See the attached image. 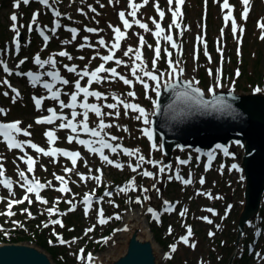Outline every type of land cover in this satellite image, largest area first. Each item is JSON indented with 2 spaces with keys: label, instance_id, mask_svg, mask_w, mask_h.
<instances>
[{
  "label": "rangeland",
  "instance_id": "rangeland-1",
  "mask_svg": "<svg viewBox=\"0 0 264 264\" xmlns=\"http://www.w3.org/2000/svg\"><path fill=\"white\" fill-rule=\"evenodd\" d=\"M1 1L2 3L4 2V4L0 6V36L3 35L4 31L6 32V35L4 36L5 38H3V42L2 40L0 41V59L4 60L7 65L11 67V69L13 68L15 70V74L12 76L8 75L4 71L3 66L0 65V108H5L6 112L8 109H10L9 116H7V114L5 115L0 113V123L9 122V120L12 119L16 120L15 118H23L25 122L24 125H26V127L31 125L30 131L40 139L44 138L42 136L43 131H41L42 135L38 134L39 130H41L39 128L40 126L34 125L32 118L36 114L46 113L47 110H38L35 106V103L33 102V97L39 96L37 95L39 94V87H34L28 76L19 75L18 73H34L35 71H42L34 63V58L37 55H39L41 59H48L54 56L58 62V67L63 69V66L59 64L63 58L56 55L61 49H67V52L73 57L72 60L64 57L63 62L65 61V65L66 63L69 65L70 62L81 65L80 68L78 67V71L84 69L87 65L88 70L91 71L90 69H92L95 65L103 63L99 56L96 59H92V57L95 56L97 52L100 53V56L109 54L108 48L100 46L98 41L102 37L110 46L114 37V33L110 25L113 27H120L121 31L128 32L129 37L127 40L124 39L121 41V48L120 50L116 51V58L125 61L127 67L123 64L117 66L113 61L107 62L105 66L107 68L116 67L120 72H122L123 76L133 80V86L125 85L123 81L121 82L118 80V78H113L110 81L106 80L100 84L105 88L104 92L108 91L109 99L113 101V103L115 102L113 100V96H117L118 94H120L118 96H120L121 99L124 98L127 103H132L134 101L142 103L145 106L142 108L145 109V112L147 113L150 120L155 109V99L157 93L154 89L156 82L151 81L148 77H143V73L139 71L137 72V75H140L144 79V81L148 84V88H145L144 84L136 81L131 74L134 56L133 54H130L128 57L124 56V51L128 48V46H132L134 49L139 47L140 42L137 34L143 36L145 40L142 51L144 58V70L146 71H153L155 74L163 72L165 74L171 70L167 63L169 59L165 52V49H167V51L172 53L171 60L173 63L179 61V64L183 66V76L185 78L192 79L193 81L198 80V85L203 88L207 94L213 93L209 91V89L217 85L218 82L221 86L215 87V91L234 90L238 93H249L250 91H254L256 88H260L262 89L260 93L264 94V40L260 38L261 35H264V32H262V30L258 27V22L264 21V0H251V10L246 21L242 18L244 6L241 0H229V4L232 5L234 9L232 15L239 26L235 37L232 32L231 20L226 26L223 19L224 14H226L228 11L227 9L223 11L221 9L223 0H220V3H217L216 0H207V3H205V0H185L184 5L182 6L183 16L179 19V22L181 23L182 27L186 26L188 30H185L181 36L179 29H176L175 27L171 29L170 34L173 35L174 40L180 46L179 49L172 48L169 42L161 39L159 45L161 48V57L156 62L155 69L152 67V62L154 59V49L157 46V40L152 34V32L156 31L155 25L152 23V18H155V20L159 22L165 29L164 35L169 34L168 26L172 24L173 17L171 11H169L167 0H158L160 8L165 12V17L163 20L160 19L156 11L155 4L157 0H148L147 6L142 7L141 13L139 12L140 14H138L139 18L137 19L143 23L147 22L149 29H151V31L147 32L139 28L134 23L131 29L124 28L118 15L119 12L124 11L126 18L133 19L131 16H128L130 8L128 7L129 4H127V0H65V7L72 11V15L68 18V20L79 24L82 27V32L78 33L75 40H72L73 33L68 30L67 26L57 29L54 33L55 38L51 37L52 32L49 30L50 39H54L52 41L48 40L47 42L50 41L49 43H46L43 38L35 39V41L32 43L30 41L29 35H26L23 42V50L20 54H17L14 51V38L16 33L12 31L13 22L10 20V16L13 12H16V15L19 14L21 9L14 8L15 0ZM137 1H142L144 3V0ZM175 7L176 4L174 0L172 8ZM91 8H95L96 11H91ZM81 9L82 12L80 11ZM41 11L54 16L52 10L50 9L41 8ZM18 24L19 22L17 25ZM80 26L74 27L80 28ZM53 27L54 26H52L51 29ZM241 27L243 28V32L239 30ZM86 28H96L102 31L99 33L89 32V34L86 35ZM20 29L22 28H19V30ZM222 29L223 36L221 38ZM198 36L202 37L200 42L197 41ZM30 37L35 36L31 35ZM84 37H88V40L85 41ZM218 38H220L219 47L223 50V57H221L220 52L217 51ZM66 40L72 42L69 44H64L63 42ZM205 41L207 44L206 50L204 48ZM83 44H92L95 47H79ZM148 45H152V47L149 48ZM205 51L208 53L207 56L205 55ZM81 56L84 57L83 60L79 59ZM194 56L197 58L194 59ZM208 56L211 57V62L209 61ZM20 60H25V62L17 67ZM136 63L140 64L141 62L137 61ZM209 69L212 71L211 76L209 75ZM237 69H239L240 72L239 76L236 75ZM44 70L49 69L46 68ZM221 70L222 76L219 74ZM60 73L62 76H66L70 81L68 85H63L62 88L59 86V84H56V88L60 87L62 90L61 99L67 103L69 102V95H65L63 93H72L74 91V82L79 79V77L75 73H67L65 70H61ZM101 75H107V73H102ZM8 80L13 83L15 89L21 91V96L15 99V101H17L16 103L13 102L15 93L12 91V88L8 87L6 83H4V81ZM44 80L50 82L49 77H45ZM81 84L82 86L86 85V79L82 80ZM121 86L124 87L125 92L121 90ZM113 87H115V89L111 90ZM129 89L134 90V98L127 95V91ZM5 92H8V96L3 95ZM80 99H83V97L81 96ZM88 102L97 103L96 99L93 97H89ZM49 104L50 106L58 105V103L53 100H51ZM79 110V112L83 111L82 109ZM103 111L112 112L114 110L104 107ZM118 111L120 112L118 118H115L114 116H107L113 121L112 124L114 126L110 129H105L104 131H107L110 135L120 138L119 140L115 141V143H123L126 145V147L133 150L139 149V153L144 155L146 160H152L156 157L160 158L163 155L160 145L157 144L160 150L153 149L151 146V141L142 132V129L145 127H150L151 129V125H144L142 120L135 119L138 113L131 110H128L127 115H125V109L122 105L118 108ZM64 113L69 117V119H72L70 115V109L66 108ZM95 117L96 115L94 113H89V119L93 120ZM81 118L82 116H78L75 118V121H79ZM95 120H97V117ZM90 125L94 128L98 124ZM115 125H118L119 127ZM125 128H127V131L124 130ZM68 134L73 135L70 130H68L67 135ZM64 138L65 142L68 141L67 136ZM83 138L85 140L92 141L99 139L84 133ZM93 146L100 147L98 143H94ZM69 147L71 149H79L84 154L85 150H89L88 147L79 144L75 140L70 144ZM235 149L237 150L235 155L236 157L232 158V160L227 163L226 161L228 160H225L224 158L220 159L207 171L204 169L199 171V169H202L201 167H193L194 169H198L190 172L191 179L193 180V183L190 185H185L176 178V180H173L174 184H170L171 181L169 180L174 177V172L179 170V167H181L177 164V160H175V163H173L171 166V171H166L164 174H160L158 167H153L150 165V163H143L138 171L133 172L128 165L136 164L137 160L135 157L127 156L122 151H120L118 155H114L109 150H107V155L115 162L121 163L120 158L122 157L123 163L121 164H123L124 167L121 170L106 163L110 169V174L108 175L107 173L106 178L108 184L104 185L103 183L99 184L97 182H93L90 179H87L86 182L81 180L80 176L78 175V171L71 172L74 176L70 173L62 172L65 168H73L70 161H68V166L65 164L64 169L54 170V166L52 168L49 167L48 161L41 157L40 166L41 171L44 173L41 176L43 178L46 177L44 178V183L47 184L49 181L52 183L51 179L54 180V174L59 175L61 173V176L65 175L68 178L70 176L73 178V181H75V183L73 182L72 186L73 189L75 188V190L79 192L80 198L72 201V204L67 203V201L60 202L61 210L68 208L70 209L71 206L75 205V211H73L74 214L49 215L47 209L49 208L51 202H49L47 205H44L35 199V195L31 194L29 195L33 197V202L31 204H29L27 201L22 204H16L12 211L18 212V215L28 214L27 212L22 211L23 209H27L31 213H42L40 215V218L42 217L41 220L32 217L27 218L25 220L26 222L23 227V231H31L30 235H40L42 239V236H44V239L48 244L53 243V248H57L56 250L53 249V252L58 253L56 257H58V259L61 261V264H88L86 259L81 260L78 258L80 255V250H84L83 255L85 258L89 253H91L94 259L96 254L107 251L109 244L113 241L114 235L118 232L116 233L113 232L114 230H111L110 236L112 235V237L103 241L102 243H98V245L94 247L95 249L93 248L94 240L92 235H94L95 231L93 230L92 233L88 232V235L85 236V228L91 223L95 225L93 222L94 218L89 220L90 217H86L84 215L82 195L85 193H91L93 189L97 187V184H99L102 190L94 199V203H96L98 198H104V187H106V191L110 190L112 192V198L114 197V199H123L125 195L127 196L129 191L119 192L117 190L118 187L116 186L117 183L114 184V180H116V178L112 177H118L117 179H119V181H123L125 179L131 181L134 178L139 182L138 183L135 181V198L131 199L127 197L125 199L124 212L121 214V218H114L112 220L114 216L111 217V220L113 221L111 222L112 228L114 227L115 229L120 224L122 218L125 216V213L130 208L137 209L141 207L142 204L146 202V200H144L145 196H155V207H158L159 211H163L164 221H166V223L163 224L164 221L161 223L156 222L151 216H148V218L152 232L155 234L157 241L162 243V247L166 252L164 264H264V218L262 221L261 219L256 220L253 224L252 230H250L248 235H246L245 241L243 242V238L241 236L240 243L237 245V239L239 236V218L241 212L244 210L245 198L243 192L245 187L242 183L241 173H239L237 170L233 171V169H231L233 172L228 171V168L231 167L236 159L239 160L242 158V149H239L238 147H235ZM17 151L21 150L9 149L7 144L3 141V138L0 137V164H3V166L7 167L12 173H17L18 169L17 160L19 159ZM184 153L185 152H183V154ZM90 154L93 156V159L89 163H84V161L82 162L84 163L85 170L93 171L99 158L96 153ZM178 154L179 157L182 156V152H178ZM185 155L186 158H189V156H194V159H196L197 157L196 152L192 151L186 152ZM36 159L38 162V158ZM222 162H225L226 166H224ZM162 164L165 165L164 162H162ZM78 165L83 166L79 163ZM221 165L224 166L222 172L220 170ZM144 167L148 168L149 171L156 173L157 178L153 179L143 176L142 173ZM189 167L191 168L190 163L185 165V168L189 169ZM202 174L206 175V179H204L205 183L203 185L199 183L200 178H204ZM126 175H128L127 178ZM184 178H189V175H184ZM55 183H53L52 186L56 188ZM153 185H155V188H153ZM144 188H147L148 191L143 192L142 189ZM156 189H159V192H157ZM3 190V186L0 185V193ZM199 191L200 193H211L212 198H209L208 195H198L197 192ZM17 195L18 199H20V196L22 195L21 191L18 192ZM23 197L24 196H21V199ZM137 198L140 199V203L137 202ZM10 199H13L12 196L8 199V201ZM167 199L171 201L178 199L180 201L178 204L175 203L174 211H164V201H168ZM130 202L132 204H130ZM0 203V209L3 208L2 213H4L6 203L4 200L0 201ZM231 203L233 205L231 216L230 218H225L224 223L220 225L219 223L221 222V216H223V210L228 204ZM104 204L107 206V208H111L113 205H115V202L113 200L111 202L105 201ZM26 205H30V207ZM210 205L216 206L217 213L220 212V215L214 217V222L211 224H205L203 223V219L200 218L203 217L204 214H209L210 216L212 215V212L207 211ZM185 208L188 211L186 215L182 217L179 213ZM112 210L113 209L111 208V211ZM97 214L98 213H96V215ZM106 214L107 213H105L104 216ZM186 217L188 218L189 222L186 221ZM4 219L5 218L0 215V223H2V225L6 224ZM17 219L18 218L15 217L12 220L17 221ZM57 219L62 220L64 225L63 227L58 224H52L49 227H41L39 229L37 224V222H40L41 225L43 222L49 223L50 220L52 221ZM170 223L172 225V229L175 228L171 234L167 232V227ZM185 225H190L195 229V236L190 238L189 244L186 245L184 243H180L177 245L176 251L173 252L169 245L172 246V242L176 239V235L185 231ZM32 227H34L33 230H31ZM104 227L106 226L103 225L98 227L97 231L104 230ZM210 230H214L213 236L209 235ZM3 231L4 230L0 228L1 235L4 234ZM107 231H109L108 227ZM105 235L109 236V234ZM61 236H64L62 237L63 240L70 243L62 244L60 241H57L58 237ZM22 241L28 242L25 238H23ZM165 242H167L166 245ZM192 243H195V248L190 246ZM241 250L242 253H246L249 256V259L246 263L239 262L237 260V255ZM231 258L232 260L234 259V263L231 262Z\"/></svg>",
  "mask_w": 264,
  "mask_h": 264
},
{
  "label": "snow or ice",
  "instance_id": "snow-or-ice-1",
  "mask_svg": "<svg viewBox=\"0 0 264 264\" xmlns=\"http://www.w3.org/2000/svg\"><path fill=\"white\" fill-rule=\"evenodd\" d=\"M30 2H31V0H15L14 8L19 9L21 6V3H23L24 5H28ZM173 2H174V0H167V3L169 5V11H171V14L173 17L172 24H170L168 26L169 34L164 35L165 29L161 26V24L159 22H157L155 20V18H152V23L155 25V28H156V31L152 32V34L154 37H156V40H157V46L154 49V59L152 62L153 69H155L156 62L161 57V48L159 46L161 39H163L166 42H169L171 44L172 48L179 49L180 46L174 40L173 35L170 34L171 29L173 27H175L176 29H179L181 36L183 35V32L185 30H188L186 28V26L182 27L181 23L179 22V19L183 16L182 6L184 5L185 0H175V4H176L175 8H172ZM216 2L220 3V0H216ZM241 2L244 6V9L242 12V18L246 21L248 19L249 12L251 10L250 9L251 0H241ZM39 3L46 6V7H49V8L52 7L50 4V0H39ZM147 3H148V0H144L143 4H137L135 2V0H129L128 7L131 9V11L128 12V16H131L133 18L132 21H130L129 19L126 18L124 11H120L118 14L125 29H131L133 26V23H134L139 28L145 30L146 32L151 31V29H149V26L147 23H143L139 19H136L137 12L139 11V9L141 7L147 5ZM205 3H207V0H205ZM155 7H156V11H157L160 19L163 20L165 17V12L160 8L158 0L155 4ZM221 9H222V11L225 9L228 10L227 13L224 14L223 19L225 21L226 26H227L228 22L231 20L232 32H233V35L235 37V34H236L239 26L237 25L235 18L232 15V12L234 10L233 6L229 4V0H223V2L221 4ZM52 11H53L55 17H61L62 14L60 11H58L56 9H52ZM80 11L82 12V9ZM91 11L95 12L96 9L91 8ZM39 15H40L39 12H35L33 14V19L30 22V24L28 25V29H29V31H32L33 26L35 25L39 31V34L42 36L44 41L47 43V41L50 39V36L45 34L44 29L47 26H44V27L39 26V24H38ZM10 19L13 22L12 31L14 33H16V37L14 38L15 46L17 49H19L20 48L19 28H22L24 26L23 25H19V27L17 26L18 16L15 13L10 16ZM60 27H61L60 22H59V20H57V21H55V26L52 29H50V31L54 34L56 32V30L59 29ZM110 27L112 28V31L114 33L113 41L111 42L110 46L102 37L98 41V44L100 46L108 48L109 54L100 56V53L97 52L96 55L92 57V59H96L99 56L100 59L103 61V63H101L98 67H96L94 70H91V71L88 70L87 65L85 66L84 69L79 70V71H78V66H76V65H64V68L68 72L75 73L79 77V79H77L74 82V91L70 94L63 93L65 95H69V102L66 103L64 100L61 99L62 90L59 88H56V84L68 85L70 83V81L61 75L59 69L57 68V60L55 59L54 56L50 57L48 59H41L40 56L37 55L34 58V63L42 71H38L35 73L27 72V73H18V74L28 76L34 87L37 85H40L49 93V95H47V96H42V97H35L34 96L33 97V100H34V103H35V106L37 107V109L42 108L45 100L51 99V100L56 101L58 103V106L61 110L58 113L55 108H48L47 111L50 113V115H48L46 117L38 118L36 120L37 124L52 125V124H55L56 121H61V123L58 125V127L60 129H68L71 131V133L75 134V135H69L67 137L69 143H72L75 140L79 144L85 145L86 147H88L90 152L98 153L101 160H103L104 162H106L109 165H113L117 169L122 170L124 165L110 159L108 155L104 154V149H109L110 152L114 155H118L119 152L122 151L127 156L135 157L137 160L136 164L135 165H132V164L128 165L133 172L138 171L141 168L143 163H150V164H152L153 167H158V171L160 174H164L166 171H171V165H163L161 161H157V160H146L145 156L139 153V149H134V150L128 149V148L123 147L120 144H113V143L109 142V141H117L120 138L116 137L114 135H110L109 133H106L104 131L105 129H110L111 127L114 126L113 124L105 123L104 117L105 116H114L115 118H118L120 115L118 108L121 105L125 109V115H127L128 110H131L133 112L138 113V115L135 117V119L142 120L144 125H151V120L148 118V115L145 112L144 108L140 107L138 104H135V103H127V102L121 100L117 96H113V100L115 101L114 103H105L103 106H101L97 103H89L88 102L89 97H93L96 100H104V101H107V99H108V97L105 94H103L99 91H96V90H90L91 85L93 83H103L106 80L110 81L113 78H118L119 80L123 81V83L125 85L133 86V80L128 79L125 76L121 75L117 71L116 67L107 68L105 66L107 62L113 61L117 66H120L123 64L124 66L127 67V64L125 63V61H123L119 58H116V51L120 50L121 41L124 39H127V33L125 31H121L120 27H113L111 25H110ZM258 27L262 30V32H264V21H259ZM68 30L73 33L72 40H75L76 36L78 35V30L75 28H71ZM85 30L87 32H91V33H99L100 31H102V30L96 29V28H86ZM239 30L241 32H243L242 27ZM137 35L139 37V42H140L139 47L134 49L132 46H128V48L124 51V56L128 57L130 54H133V56H134L132 67H131V74L135 78V80L144 84L145 88H148V84L144 81V79L140 75H137L138 71L142 72L143 77H148L151 81L156 82L154 90L157 92V94H159L160 83H161V80L164 76V73L161 72L159 74H155L153 71L144 70V58H143V51L142 50H143V47L145 44V40H144L143 36H140L139 34H137ZM222 36H223V29L221 30V38H222ZM260 38L262 40H264V35H261ZM237 39H239V38H237ZM84 40L87 41L88 37H84ZM201 40H202V37L198 36L197 41L200 42ZM71 42L72 41L66 40L63 43L69 44ZM219 44H220V38H218V40H217V45H218L217 51L220 52L221 57H223V50H222V48L219 47ZM79 47L83 48V47H95V46L92 44H83V45H80ZM148 47L151 48L152 45H148ZM204 48H205V50L207 49L206 41L204 42ZM165 52H166L167 56L169 57L167 63L169 65V68L171 69V71L168 73V75L171 76L173 79H175L178 74L182 75L184 70L182 68L178 67L179 61L175 62V64L173 63V61L171 60V56H172L171 52L167 51V49H165ZM56 55H58L60 57H67L69 60L73 59V57L67 51H60ZM205 55L206 56L208 55V53L206 51H205ZM195 58H197V57L194 56V59ZM25 59H27V58H25ZM79 59L83 60L84 57L81 56V57H79ZM208 59L211 62L210 56H208ZM137 61H140L141 63L137 64L136 63ZM24 62H25V60H20L17 67H19V65H22ZM0 65L3 66L4 71L8 72L9 75L12 74L11 70L8 68L7 63L4 60L0 59ZM46 68L49 70H44ZM102 73H107V75H101ZM219 74L222 76V70L220 71ZM209 75L210 76L212 75L211 69H209ZM236 75L237 76L240 75L239 69H237ZM44 77H49L50 82L44 80ZM85 78H88L87 84L82 86L81 81L84 80ZM4 83L7 84L8 82L4 81ZM193 83H194L193 81H188L185 83L184 86H185V88L190 89L193 93L196 94L195 96H193V99L196 100L197 103L201 104L205 108H215L217 111H220V112H226V111L231 110V105L228 104L226 101L220 100V101L216 102L215 104H212L208 101H204L202 99L203 93L200 91L199 88H193L192 87ZM219 86H221V85L218 82L217 85L210 88L209 91L214 93L215 87H219ZM9 87H11L10 84H9ZM172 87H176V85H172ZM12 91L15 93V96L13 98V102H15V99L20 97V92L15 88H12ZM255 91L261 92L262 89L256 88ZM3 95L8 96V92L3 93ZM127 95L134 98L135 92L130 91L127 93ZM81 96L83 97V99H80ZM104 107H106L108 109H112L114 111L104 112L103 111ZM157 107H158V105H157ZM65 108L72 110L70 113L72 119H69V117L67 115L63 114V109H65ZM77 108L82 109L83 111L78 112L76 110ZM0 113H3L6 115V110L3 108H0ZM89 113H94L98 118H100L98 125L94 128L89 126V123H88ZM78 116H82L83 119H81L79 121H75V118ZM20 125H21L20 121H15V122H10V123H0V137L3 138L4 142L7 144L9 149H20L21 151H23L24 145L27 144L30 148L34 149L36 152L42 153L43 155L48 156V157H57L58 154H62L64 157L69 158L71 160L72 165H73V168H65L64 171L66 173H71L75 170L77 160L81 158L79 152H70V151L59 149V148H51L50 150H45L44 148L39 147L37 144L32 143L30 140L29 141H21L17 138L18 135L22 134L24 137H29L31 135V133L29 131H27L26 129H22ZM115 126L119 127L118 125H115ZM30 127H31V125H29V128ZM124 130L127 131V128H125ZM80 132H83L84 134H87V135H90L91 137L99 138V139L96 141L80 139L79 138ZM142 132L149 139H152L153 133H152L150 127H145L144 129H142ZM102 133H103V135H102ZM45 136H46L49 144H54L55 141L58 139L54 130L46 131ZM105 137H108V138L106 139ZM94 143H98L100 145V147H94L93 146ZM233 143L235 145H239L241 147L243 146L240 141H234ZM152 148L160 150L158 148V145L155 143L152 144ZM217 150L222 152V154L226 157L235 158V153H232L229 151V146L217 144L215 146V148L212 149L211 151H209L207 153H202V155L207 156V164L205 166L206 171L212 167V162L216 158ZM199 151L200 150L197 149V152H199ZM21 159L27 165V169H26V171H24V170L18 171V178L19 179L16 181V183L21 188L25 189L26 194L24 195V197L22 199H11V200H9L8 201V211L6 213H0V215L14 216L15 213L13 211H11L13 205L22 204L25 201H27L29 204H31L33 202L29 196V194H31V193L35 194V199L37 201H39L43 204H48V201L41 197L40 190H42L46 187H52L51 181H49V182H47V184H45V183H41L39 181V179L35 177L34 165H35L36 161L31 156H24V157H21ZM197 160L199 161V156L197 157ZM53 162H56V161L54 160ZM190 162H191V156H189V158L187 160H183V159L179 160V164H181V165H187ZM86 166H87V164H86ZM223 167L224 166L221 165V169H220L221 172L223 171ZM231 169L239 170V165L234 163L231 165ZM97 172H100L101 175L91 177V178L95 179L99 182L101 180V177H102V170L97 169ZM28 173L33 174L32 178H29ZM142 174L145 177H150L153 179L157 178V174L153 173L151 171L144 170ZM78 175H80L81 180H84L85 182L87 181L88 177H85L83 174H79V173H78ZM175 178L177 180H180L185 185H190L193 183V180L191 179V174H189V178L185 179L179 174V172H177L175 174ZM55 179L57 181H60L62 185L65 184V178L63 176L55 175ZM199 183L201 185H203L205 183V180L203 177L200 178ZM13 184H14V181L12 180V178L7 177L5 175V169H4L3 164H0V185H2L4 188L8 189L11 196L15 195V193L13 191ZM153 188H155V185H153ZM57 190L62 192V193L70 191V189H68L67 187H60ZM135 190H136V185H135V179L134 178L131 181H129L128 185L119 188L120 192L135 191ZM142 191L147 192L148 189L144 188V189H142ZM156 191L159 192V189H156ZM197 194L198 195H201V194L208 195L209 198H212L211 193L197 192ZM94 195H95L94 192H92V193H86L84 196L82 203L85 205V214L86 215L91 210ZM104 195L107 197H111L112 192L106 191ZM217 198H219V197H217ZM102 199H103L102 197L98 198L96 200V202L99 203V201ZM148 199H150V197H148V196L144 197V200H148ZM3 200H4V198L0 197V201H3ZM109 202H111V201H109ZM137 202L138 203L141 202L139 198H137ZM55 203H59V201H56ZM67 203L72 204V201H67ZM164 204L166 206L164 208L165 212L174 211V205H172L171 202L164 201ZM22 211L27 212L29 217L32 216L31 212H29L27 209H23ZM69 211H75V205H73L69 209ZM148 211L153 212L154 215L157 217V219L159 218V214L155 213L152 208H149ZM187 211L188 210L185 208L183 211H181L179 213L180 216H182V217L185 216ZM207 211L214 213L213 209H207ZM47 212L49 213V215H55V214H57V209L55 207H50L47 209ZM63 214H66V213H63ZM63 214H61V215H63ZM115 218L119 219L120 217L117 215ZM108 219H110V218L104 217L103 208H100L98 210V223L101 225L105 224L108 222ZM200 219L205 220L207 223H210V224L212 223V220L208 219L207 217H201ZM50 223L53 225L58 224L61 227L64 226L62 220H59V219L52 220V221H50ZM44 227H48V224H45ZM94 227L95 226H93L92 228L86 229V234L88 232H92L94 230ZM185 227H186V234L184 236H182L180 238V240L182 243L187 245V244H189L190 237H192V235H193V230H192L190 225H185ZM169 231L171 232V228L169 229ZM209 235L212 236V235H214V233L210 232ZM58 239H59L60 243H62V244L63 243H70L68 241L63 240L62 238L58 237ZM190 246L193 248L196 247L195 243H192ZM172 251L173 252L176 251V245H172ZM83 253H84V250L81 249L80 255L78 258L81 260L86 259L88 264H92L93 257L91 255V253H89L86 258L83 255Z\"/></svg>",
  "mask_w": 264,
  "mask_h": 264
},
{
  "label": "water",
  "instance_id": "water-1",
  "mask_svg": "<svg viewBox=\"0 0 264 264\" xmlns=\"http://www.w3.org/2000/svg\"><path fill=\"white\" fill-rule=\"evenodd\" d=\"M188 81L191 80L177 75L157 94L151 118L153 138L161 144L169 160L177 148L204 150L217 144L228 146L234 141L244 144L246 202L239 218V244L247 221L259 212L264 195V95L233 90H219L209 95L193 83L192 87L203 93L204 101L215 104L223 100L231 105L230 111L220 112L197 103L193 99L196 94L184 86ZM124 227L128 233L126 239L96 264H164L163 254L160 255L151 235L129 224ZM0 264L57 263L39 245L11 241L0 242Z\"/></svg>",
  "mask_w": 264,
  "mask_h": 264
},
{
  "label": "flooded vegetation",
  "instance_id": "flooded-vegetation-1",
  "mask_svg": "<svg viewBox=\"0 0 264 264\" xmlns=\"http://www.w3.org/2000/svg\"><path fill=\"white\" fill-rule=\"evenodd\" d=\"M137 4H143L142 1H135ZM148 4V3H147ZM147 6V5H145ZM141 10H142V7L139 9V11L137 12V16H136V19L139 18V15L141 13ZM140 12V13H139ZM148 18V17H147ZM147 23V22H146ZM136 25V24H135ZM17 101H15L14 103H16ZM34 102V100H33ZM13 106V105H12ZM5 109V108H4ZM9 111L10 109H8V111L6 112L7 116H9ZM65 112V110H64ZM63 112V114L65 115V113ZM16 120L12 119V120H9V122H3V123H10V122H15V121H20L21 122V128L22 129H26L27 131H29L31 133V135L29 137H24L22 134L18 135L17 138H19L21 141H31L32 143H35L37 144L39 147H42L44 148L45 150H50L51 148H57V146L60 144L61 146L64 145L66 142L64 141L65 138L67 136V132H68V129H60L58 127V125L61 123V121H56L55 124H52V125H48V124H37L36 123V120H37V114L33 116L32 118V121H33V124L36 125V126H40L39 128L41 130H39V135H42L41 131H43V139H40L38 138L36 135L32 134V132L30 131V128L29 125L28 127H26L25 122L23 120V118H15ZM46 130H54L55 133H56V136L58 137V139L55 141L54 144H49L46 136H45V131ZM4 141V140H3ZM16 150V149H14ZM18 152V159L17 160V173H12L7 167H4L5 169V175L7 177H10L12 178V180L14 181L15 184H13V191L15 193L14 196H12L13 199H18V195L17 193L21 191L22 195L21 196H24L26 193H25V189L24 188H21L17 183L16 181L19 179L18 178V171L19 170H24L26 171L27 169V165L24 163V161L21 159V157H24V156H31L35 161V165H34V175L36 178L39 179V181L41 183H44L45 182V179L46 177H42L41 175H43L44 173L41 171V166H40V159L41 157L45 158L46 161H48V166L49 167H53V169H64L65 167V164H67L68 166V161H70L71 163V160L67 157H64L62 154H58L57 157H48V156H45L43 155L42 153H38L36 152L34 149L30 148L27 144L24 145V149L23 151H17ZM38 158V162H37V159ZM56 161V162H53V161ZM71 166H72V163H71ZM62 172H65V171H62ZM62 174V173H61ZM61 174H59V176H61ZM71 175H73V173H70ZM56 175V174H55ZM55 175H54V180H52V183H55L57 180L55 179ZM28 176L30 178H32L33 174L32 173H28ZM74 176V175H73ZM16 178V179H15ZM47 182V181H46ZM73 182L75 183V181H73V178L69 176L66 177V180H65V184L68 186V189H70L69 192H65V193H62L60 191H58L57 189H59V186L62 185L60 181H57L55 183L56 185V188L54 186L52 187H46L42 190H40V195L41 197H43V199H46L48 201V204L49 202H51L50 206H54L56 209H57V214L56 215H61L63 213H66L67 215H72L74 214L73 211H69V208L68 209H65V210H61V207H60V202L61 201H75V199H79L80 198V194L79 192H77L75 190V188L73 189ZM46 184V183H45ZM2 186V185H1ZM3 191L0 193V197H3L4 198V201H5V208H4V213H6V211H8V199L11 197L10 193H9V190L4 188L3 187ZM8 192V193H7ZM10 195V196H9ZM30 195V194H29ZM31 195H35L34 193H31ZM85 194L82 195V198ZM21 196H20V199H21ZM30 199H32L33 201V197L30 196ZM56 201H59V203H55ZM1 205V203H0ZM44 205H47V204H44ZM15 205H13L12 209L14 208ZM26 206H29L30 205H26ZM25 206V207H26ZM11 209V211H12ZM2 210L3 208L0 209V212L2 213ZM14 212V211H13ZM15 215L14 216H8V215H2L5 219V227L7 228V234H6V237H10V238H13V237H21V238H25L27 240H33V241H36L37 243H39V245L43 246L44 248H46L47 250L51 251L52 248H53V243L52 244H48L46 242V240L44 239V236H41L43 237V239L40 237V235L38 236H34V235H30L31 231L30 232H24L23 231V227L25 225V220L27 218H29V215L28 214H19L18 215V212H14ZM32 214V218H36V219H39L41 220L40 218V214H37V213H31ZM65 215V214H63ZM14 219L15 217H17V221H14L11 219ZM30 217V218H31ZM32 220V219H31ZM30 223V221H29ZM38 226H39V229L41 227H44L45 223H41L40 225V222H37ZM34 227H32L31 230H33ZM46 228V227H44ZM42 228V229H44Z\"/></svg>",
  "mask_w": 264,
  "mask_h": 264
},
{
  "label": "bare ground",
  "instance_id": "bare-ground-1",
  "mask_svg": "<svg viewBox=\"0 0 264 264\" xmlns=\"http://www.w3.org/2000/svg\"><path fill=\"white\" fill-rule=\"evenodd\" d=\"M71 65H74V64H71ZM178 67L183 69V66L181 64H179ZM169 72L164 74L163 80H162V84L163 83L166 84L167 81L173 79L171 76L168 75ZM178 75H180V74H178ZM44 79H45V77H44ZM38 86H39V94H37V95H39L38 97L49 95V93H46L47 91L42 86H40V85H38ZM59 86H61V84H59ZM61 88H62V86H61ZM59 89H60V87H59ZM48 108H55L58 113L61 111L58 105L50 106V104L48 102V99L45 100L42 108L38 109V110H47ZM64 110L65 109H63V112H64ZM73 135H75V134H73ZM79 138L83 139L82 132H80ZM152 144H154V143H151V146H152ZM233 147H238L239 149H242V147L239 146V145H234L230 149H232ZM180 151H181V149H179V148L174 150L175 154H177ZM90 153H92V152H90L89 150H85V154L83 155V160H82V161H84V163H89L93 159V156ZM96 154H97L99 159H98V162H97V164L95 166V169L93 171L85 170L84 163L82 161L79 164H81L83 166H79L78 164H76L75 170L78 171V172L83 173L84 175L86 173L87 177H89V176L95 177V176H100L101 175L100 172H97V169H100V170H102V177H101L100 181L103 182V183H106L107 182V178H106L107 177V173H108V175L110 174V169L106 165V162H104L103 160L100 159L99 154L98 153H96ZM235 161H237V159ZM147 171H149V169H147ZM155 202H156L155 196L150 197V199L146 200V202L143 203L141 207H139L137 209L130 208L125 213V216L123 217L122 221L116 227V230H117L118 233L116 232L117 234L114 235L113 241L109 244L107 251L104 252V253L102 252V253L96 254L94 259L97 261V263H98V261L100 259L104 258L108 253H111V252L115 251L119 247V245L126 239L128 233L125 230V227H124L125 224H129L131 226L138 227L141 230H143L144 232H146L147 234L151 235L153 243L156 246L157 250L159 251L160 255H162V254L164 255L165 254V252L163 250V247H162V243H159L156 240L155 234L152 232V229L150 228V225H149L148 216L153 217L154 213L153 212H149L148 209L152 208L154 210ZM245 202H246V199H244V203ZM23 242H26V241H23ZM28 242L34 243L36 245L39 244V243H37L36 241H33V240H30Z\"/></svg>",
  "mask_w": 264,
  "mask_h": 264
},
{
  "label": "trees",
  "instance_id": "trees-1",
  "mask_svg": "<svg viewBox=\"0 0 264 264\" xmlns=\"http://www.w3.org/2000/svg\"><path fill=\"white\" fill-rule=\"evenodd\" d=\"M2 238H4V237L2 236ZM13 238H14L13 240H19L18 238H20V237H13ZM53 249L56 250L57 248H52V250L50 252L52 253L55 261L58 264H61V261L58 259V257H56L58 255V253L57 252H53ZM241 258L242 259L244 258V259L242 260ZM238 260H240L239 262H244L246 260V256L245 257L244 256L243 257H240Z\"/></svg>",
  "mask_w": 264,
  "mask_h": 264
}]
</instances>
